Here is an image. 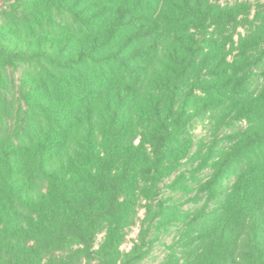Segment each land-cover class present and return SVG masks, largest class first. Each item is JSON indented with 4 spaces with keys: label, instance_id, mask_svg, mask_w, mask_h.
I'll return each mask as SVG.
<instances>
[{
    "label": "trees",
    "instance_id": "obj_1",
    "mask_svg": "<svg viewBox=\"0 0 264 264\" xmlns=\"http://www.w3.org/2000/svg\"><path fill=\"white\" fill-rule=\"evenodd\" d=\"M17 1L0 23V88L3 68L20 71L29 101L21 123L0 121V264H137L140 242L121 246L143 207V224L184 228L173 264H264L262 13L213 0ZM205 113L245 126L193 152L188 128ZM183 161L211 169L198 191L218 203L199 214L161 197ZM184 174L167 186L190 191Z\"/></svg>",
    "mask_w": 264,
    "mask_h": 264
},
{
    "label": "rangeland",
    "instance_id": "obj_2",
    "mask_svg": "<svg viewBox=\"0 0 264 264\" xmlns=\"http://www.w3.org/2000/svg\"><path fill=\"white\" fill-rule=\"evenodd\" d=\"M15 1V0H14ZM17 1V0H16ZM222 4H236L247 3L251 6L252 16L261 12L264 16V0H213ZM18 3V1H17ZM10 6L6 0H0V23L4 21L5 13H10ZM261 17V16H260ZM254 73L258 70L254 68ZM2 88H0V121L3 126L11 125V119L7 117L6 113H15L13 115V123L17 121L21 123L23 116L21 113L27 109V103L29 101L28 93L23 91V84L27 80L20 71L3 68ZM26 86V85H25ZM27 95V96H26ZM217 115L215 113H205L200 116H196L189 126V132L194 141L193 152L201 151L202 153L208 150V147L213 145H223L229 143L228 136L230 133L235 132L238 128L245 126L244 123L223 124L218 125ZM9 123V124H8ZM198 165L183 161L180 168L165 181L161 186V197L169 205L178 204L182 210L189 211L192 215L200 213L203 208L207 206L212 207L218 201L206 204V195L199 194V187L202 182L209 179L211 169L207 168L202 172H192L193 168ZM179 172H186L188 178L184 180L189 185L190 191H183L181 189L172 190L169 186V182L176 177ZM195 175V177H192ZM192 177V178H191ZM232 180L226 181L224 187L229 186ZM146 209L143 207L139 209V218L135 224L127 228L125 231L124 242L121 249L129 251L134 245L140 242L142 245L143 255L137 264H173L178 258L181 257V248L178 242L181 238L184 228L178 224H162L152 223L143 224V220L146 218ZM144 225V227H143ZM143 230V231H142ZM144 235V236H143ZM143 239L141 241V237ZM104 239V233L100 234L97 239V243L102 242Z\"/></svg>",
    "mask_w": 264,
    "mask_h": 264
}]
</instances>
